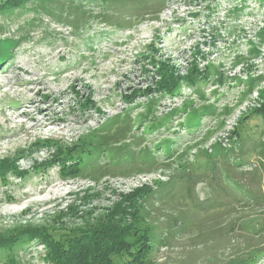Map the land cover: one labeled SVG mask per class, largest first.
<instances>
[{
  "label": "rangeland",
  "instance_id": "1",
  "mask_svg": "<svg viewBox=\"0 0 264 264\" xmlns=\"http://www.w3.org/2000/svg\"><path fill=\"white\" fill-rule=\"evenodd\" d=\"M0 39V233L111 228L128 196L149 264L264 249V0H31L0 14ZM17 242L0 264H53Z\"/></svg>",
  "mask_w": 264,
  "mask_h": 264
},
{
  "label": "trees",
  "instance_id": "2",
  "mask_svg": "<svg viewBox=\"0 0 264 264\" xmlns=\"http://www.w3.org/2000/svg\"><path fill=\"white\" fill-rule=\"evenodd\" d=\"M30 1L31 0H0V14L9 10H20L22 6ZM159 74L160 76L162 75L163 79L158 84L159 88L163 90L166 89L165 91L168 90V92L176 90L178 85L177 82L180 81L178 77H174L173 74L168 71L162 72V70H159ZM255 114H264V106L256 111ZM248 119L249 116H244L240 121L241 124L237 127L236 134L239 138L243 137L242 133ZM41 144L47 145L46 142H42ZM41 144L39 143V145ZM48 144L51 146L53 145L50 141H48ZM76 146H79V144H76ZM80 147L82 146L80 145ZM59 148L63 151L61 153L59 152L60 155L57 158V162H60L59 158L64 159L62 164L64 168L67 167L68 169L65 168L63 171L67 173L69 171L66 170H72L70 166H67L68 159L71 157H63L65 155L62 153L67 152L68 148L66 149L62 146ZM71 149L75 155L84 150L77 147H71ZM79 157H81V155ZM207 162H211V160L209 159ZM13 163V166L17 168L15 162ZM8 164L0 161V172L11 170L12 167L9 168ZM209 164L210 163H208V165ZM231 178H233L232 176L229 179L238 185L239 181H235ZM135 192L141 193L142 189H138L130 195H134ZM125 201V203H116L113 208V213L108 216L106 222L112 224L111 228L103 222L98 226H92V230H87L86 228H43L26 225L16 228L10 233H0V248L13 249L21 237L28 236L29 240L40 238L41 242H44L48 248L47 257L53 264H149L151 237L148 235V232L151 228L148 226V229L143 232L135 227L138 222H143L145 220L139 217L141 216L139 213L141 205L138 203L139 200L137 201L128 196ZM127 216H130L132 220L129 225L125 226L126 223L123 225V221ZM255 248L262 249L260 247H252L248 250V254L243 257L240 256V258L233 260L230 264H259L264 256V249H262V252L256 250V253L254 250ZM13 264H18V262Z\"/></svg>",
  "mask_w": 264,
  "mask_h": 264
},
{
  "label": "bare ground",
  "instance_id": "3",
  "mask_svg": "<svg viewBox=\"0 0 264 264\" xmlns=\"http://www.w3.org/2000/svg\"><path fill=\"white\" fill-rule=\"evenodd\" d=\"M48 123H49V122H48ZM48 123H44V122H43L42 125H47ZM46 127H50V126H46Z\"/></svg>",
  "mask_w": 264,
  "mask_h": 264
}]
</instances>
